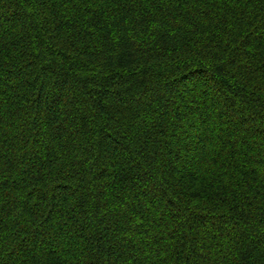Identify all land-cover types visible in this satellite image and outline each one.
Returning a JSON list of instances; mask_svg holds the SVG:
<instances>
[{"label":"trees","instance_id":"1","mask_svg":"<svg viewBox=\"0 0 264 264\" xmlns=\"http://www.w3.org/2000/svg\"><path fill=\"white\" fill-rule=\"evenodd\" d=\"M0 264H264V0H0Z\"/></svg>","mask_w":264,"mask_h":264}]
</instances>
